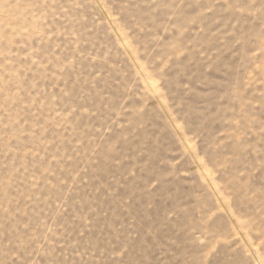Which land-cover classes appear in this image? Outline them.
<instances>
[{
    "label": "rangeland",
    "instance_id": "obj_1",
    "mask_svg": "<svg viewBox=\"0 0 264 264\" xmlns=\"http://www.w3.org/2000/svg\"><path fill=\"white\" fill-rule=\"evenodd\" d=\"M0 264H264V0H0Z\"/></svg>",
    "mask_w": 264,
    "mask_h": 264
}]
</instances>
